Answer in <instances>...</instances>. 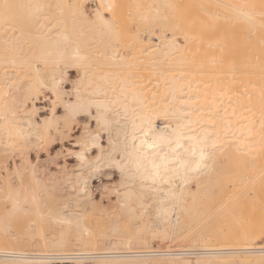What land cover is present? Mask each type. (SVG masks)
Returning <instances> with one entry per match:
<instances>
[{
	"label": "bare ground",
	"instance_id": "1",
	"mask_svg": "<svg viewBox=\"0 0 264 264\" xmlns=\"http://www.w3.org/2000/svg\"><path fill=\"white\" fill-rule=\"evenodd\" d=\"M87 1L96 4L92 12ZM135 1L126 10V0H50L49 7L45 0H21L26 23L15 32L0 11V64L28 69L25 81L16 71L0 78V148L14 156L12 168L7 161L0 166V197L8 203L0 202V264H264V205L260 214L259 205L253 209L256 182L264 178V0ZM128 21H151L169 34H132L133 48L144 55L133 60L108 57L105 45L90 51L102 36L119 37ZM226 42L237 53L224 54L225 62L217 51ZM207 45L219 48L215 53ZM161 60L167 68L157 87L136 79L132 66L158 68ZM222 61L230 75L225 86L217 70L225 71ZM70 67L79 72L75 80ZM235 75L244 76L241 95ZM43 88L53 106L39 120ZM57 104L74 122L88 115L96 125L84 124L77 136V168L47 171L30 151L48 143ZM141 141L155 145L145 146L148 158L137 151ZM248 165L253 173L262 170L261 179L250 171L254 184L233 177L243 188L235 191L233 182L234 196L220 193L226 185L214 180L216 173L226 181L235 167L240 177L247 174ZM110 167L120 178L103 215L112 209L114 216L88 226L92 179ZM193 184L197 194L208 191L206 200ZM215 188L219 198L211 206ZM230 198L237 208L226 204Z\"/></svg>",
	"mask_w": 264,
	"mask_h": 264
},
{
	"label": "rangeland",
	"instance_id": "2",
	"mask_svg": "<svg viewBox=\"0 0 264 264\" xmlns=\"http://www.w3.org/2000/svg\"><path fill=\"white\" fill-rule=\"evenodd\" d=\"M22 2H21V0H0V11L2 13L4 12V13H7L8 14L7 15L8 18H6V20L4 22H6V24L13 25L14 26V29H13L14 32L19 30V26H21L22 24H25L26 23V20L22 17L23 14L21 13L22 16H20L21 14L18 13L21 10V7L22 6H20V5H22L21 4ZM45 2H46V5L49 7L50 0H45ZM128 2H129V4H128ZM135 2H136L135 0H126V2H124V3H126L125 4V9L126 10H129V8L130 9L133 8L135 6ZM142 2L145 3V0H143ZM5 4L9 5V7L8 8H4L3 5H5ZM86 6H87V10L89 12H92V8L94 9L95 6H96V4L94 2L87 1L86 2ZM155 6L157 7V5H155ZM50 8H52V7H50ZM22 10H23V7H22ZM11 12L12 13L14 12V13L12 14ZM20 12H23V11H20ZM107 15H109L110 17H112L110 14H107ZM13 18H15V20L17 19V22H15V23L12 22V19ZM123 23H125V25L128 28L127 29L128 30L127 33H126L127 30L124 31L123 29H121L119 37H115V38L114 37H112V38H109L108 37L107 38V36H102V39H100L101 41L99 43L97 42L98 40L97 41L94 40L97 43V45H96L97 47L95 46V47L91 48L92 50H90V51L91 52H94L95 50L102 48L101 46H104L105 45V50H104L103 53L107 54L108 57H113V56H116V55L119 54V55H123V56L125 55V57H127L128 60L129 59L130 60H133L136 57H139V56L141 57V56H144V55H143V52L142 53L141 52L138 53L139 51L138 52L136 51L138 49L135 48L136 49L135 50L133 48V44H132V41H131V35L132 34H135V33L138 32L139 33V36L142 39H143V37H144V39H146L147 34H155L156 33V34L162 35V33H163V36H167L169 34L166 31V29H167L166 27H160V28H158L159 27L158 25H155L153 27L151 21L143 22L144 24H142V22L140 23V21L139 22L138 21H128L127 23L126 22H123ZM34 24H35V21H34ZM156 26H158V27H156ZM6 27H9V25H6ZM36 28H40V25H37ZM120 28H122V26ZM90 37H92V35L90 36V34H88V36L85 37L87 41L90 39L88 42H92L93 41V39H92L93 37L92 38H90ZM177 38L181 42H183V39L181 37L177 36ZM154 41H158V40L156 38H154ZM227 44H228L227 42L224 43L223 46L221 45V48H219V46L216 45V47L219 48V50H221V51H219V50L217 51L215 49L217 52H221V54H222V55H220L221 58L224 56V54L227 55L228 52H230V53L236 52V49L232 45H230V44L227 45ZM208 46L210 47V45H207V48H208ZM224 46L227 47V50H226V48ZM216 47L213 46V47H211V50H209V48H208V50L209 51H214L212 48H216ZM222 47H223L224 50H222ZM232 49L233 50L235 49V51H233ZM224 52H227V53H224ZM226 55L223 57L224 59H222L225 62L227 60L225 58ZM223 61L221 63V66L223 65V67H225L227 64L224 63ZM158 62L160 63L159 67L161 69H159V67L158 68H155V67L152 68L150 65H148L147 66L148 67L147 69L141 70L139 68V66H136L135 65V66H132V70H133L132 72L133 73L139 72L137 74L138 76H136V79H138V80H144L145 81V84L146 85H149V87L156 86L155 83H156V79L159 78V75H158L159 72L164 71V68H167L166 61H162L161 60V61H158ZM109 68H111V66H109V67L108 66H105V65L103 66V69H109ZM240 68L241 67H239V69H237L238 70V73H241L240 72ZM216 69L217 68H215V70ZM217 70H222L224 76L222 75L221 81L223 79V86H225L224 85L225 82H226L225 80H227V82L229 83V80H228L229 77L228 76H230V75L227 74L228 72H226L228 70V67L227 66L225 67V71L221 67H220V69H217ZM6 71H16L18 74L21 75V81H25L28 78V76H27L28 69L22 63L6 62V63L0 64V78H4V73ZM241 71H242V68H241ZM225 73H226V75H225ZM238 73L236 75L239 76ZM69 74H70V77L69 78L71 80H75L77 78V76L79 75V72L75 68L72 69V67H70ZM241 74L243 75V73H241ZM242 75H240L241 76L240 78L236 76L237 79H238L237 81H239V82H237L236 80L233 81L235 87L236 86L238 87V88H236L237 90H239V89L240 90L241 89L243 90L244 89V83H243V80H244L243 77L244 76H242ZM236 77H235V79H236ZM45 78L47 79V82H49L48 74L47 73H45ZM239 84H241V87H240ZM64 85H65L66 89L71 90V87H72L71 82H66ZM240 90L237 93L239 95H241V92H242V90L241 91ZM48 91L49 90H46L45 88H43L42 89V93L40 94L39 98L36 101V105L38 107L37 118L39 120L42 117H47L51 113L50 110H51V108L53 106L51 99L53 98V96H52L51 91H49V92ZM15 106L17 108H19V109H22L23 108L22 102L15 103ZM56 114L58 115L59 118H58V121L56 122V124L55 125L53 124L50 127V133H49V137L47 139L48 140L47 141L48 143L43 142L42 145H39V147H36L32 151H30V156H31V158H32V160L34 162L35 161L38 162L39 165H40V167L43 168V169H45V170H47V171L50 170L51 168L52 169H54V168H60L62 166H64L65 168H67L69 170H72V169H75V168L78 167L77 166V164H78V157H77V155L75 153L80 150V146H79V144H77V136L81 133L82 126H84V124H87L88 123L89 125H91V127L94 128L95 125H96V122L93 121L94 119H90V117L88 115H84V116L80 117L78 123L74 122V120L67 114L65 108L61 104H57L56 105ZM71 121L73 122L72 123L73 125H71ZM164 123H165V120L164 119H159L158 120V125H163ZM68 130H70V132ZM103 142H104L105 145L107 144L106 135L105 134L103 135ZM36 150H39V151H36ZM96 153H97V150L94 149L91 154H92V156H94ZM11 154L12 153H7V154L5 153L4 154V152L0 148V166L1 167H2V165L4 163H6L4 161H7V164L9 165L10 168L13 167L12 161L14 160V156L11 155ZM262 163H264V162L263 161L261 162V164H260L261 166H262ZM258 164H259V161H257V164L256 165H258ZM249 166L250 165H248L247 168L245 167L247 169V171L251 168V170H249L247 172V174L248 173L249 174H252L253 173V167H251V166H253V165H251L250 167ZM258 168H259V165H258ZM263 168H264V165H263ZM233 169H236V170H234V171L232 170L230 172V174H228V180L226 179V181H224L225 178H223V179H221V178L217 179L222 174V172L216 173V176L214 177V180H217V181L220 180L221 183L224 186L225 185L226 186L224 187L222 185L224 187V188L222 187L224 189V191L221 189L222 190L221 192L219 191L220 188H219V190H218V188H215L213 190V192H215V194H214L215 197L213 199L207 200V202H208L207 204H211V202H212L211 206L214 205L213 203H215V205H216V203L218 202L217 201V198H219L218 197V193L219 192L222 193V194H224V195L226 194L228 197L229 196L232 197V196H234V193H237V192H234V189L233 188L236 189V186H237V189L235 191H237V190L240 191V189L243 188V185L244 184L241 185V183H244V181H241V180H243V177H245V176L250 177V175L249 174L247 175L246 172H244V173L242 172L241 175H243V176L240 177V175H239L240 174V171H239L240 170V167H239V169H237L236 167L233 168ZM246 169H244V170H246ZM250 171H252V173H250ZM261 171H260V173L262 175V172ZM257 173H258V171H257ZM255 174H256V170H255V172L252 175H255ZM258 174H256L255 176L257 177ZM236 175H238V176H236ZM261 175L259 174V177L260 178H258L257 181H259L261 179ZM233 177H235L236 179L239 178L238 180L241 183H239L238 180L233 181ZM119 178H120L119 177V174H118L117 170L114 167H110V168H107V169H102L100 172H98L93 177L92 182H91V190H92L93 198H94V201H95V207H94V211L89 214V216H88L89 219L86 221V223H87L88 226H98V224L102 220L104 222V219H106V217H110L111 219L113 218L114 212H113L112 209L108 210L105 213V215H103L104 214V207L105 206L111 207V204H109V203H111V202H113L115 200V197L112 196L111 194H109V189H111L112 187H114V186H116L118 184ZM250 178L251 179H249V180L251 181L254 178V176H251ZM229 179H230V181H229ZM262 180L264 181V178L263 177H262V179L260 181H262ZM233 182H234V185H235V182H236V185L235 186L232 184ZM237 182L239 184H237ZM249 182H246V183H249ZM259 182H256V183L258 185L261 184L257 188V189H259V188L260 189L258 191L255 189V192H257L256 193L257 195L254 194L255 197H256V200L253 199L254 202H255V203H253V207H254L253 209H254V211L256 210V208H258L257 205H259V206L260 205L261 206L264 205V183H262V182L259 183ZM246 183H245V185H246ZM252 183L254 184V182H252ZM252 183H251V185H253ZM257 184H255V185H257ZM232 185L234 186L233 188H232ZM240 185H241V188H240ZM192 186H193L194 191L195 192L196 191L198 192V190L196 188L197 187L196 184L195 185L193 184ZM1 192H2V187L0 186V194H1ZM197 192H196V194H197ZM205 192L207 193L208 191L201 192L200 194L198 193L199 195L197 194L200 200L201 199L202 200H204V199L206 200L207 199L205 197V195H206ZM230 192H232V194ZM46 196H47L46 198L48 199L49 196L48 195H46ZM201 197H203V198H201ZM231 199L232 198L229 199L230 201L227 200L228 203H226V201H225V203L226 204H230L231 203L230 204V205H232L231 209H233V206H236L237 203H234L235 198L233 200H231ZM0 202L2 203V206L3 207H5V208L8 207V203L5 202L3 199H1V197H0ZM202 205L205 206L204 203H202ZM261 206L256 210V212H258V213L260 212L261 213V210H262ZM237 207H238V205L236 206V208ZM236 208H234V209H236ZM258 213H255V214L258 215ZM181 248H183V247H178L177 249H181ZM67 264H69V263H67Z\"/></svg>",
	"mask_w": 264,
	"mask_h": 264
},
{
	"label": "snow or ice",
	"instance_id": "3",
	"mask_svg": "<svg viewBox=\"0 0 264 264\" xmlns=\"http://www.w3.org/2000/svg\"><path fill=\"white\" fill-rule=\"evenodd\" d=\"M4 8H8L9 5L5 4L3 5ZM145 146L147 148H154L155 145L154 144H147L146 141H141L140 147L139 149H137V151L140 153L141 157L143 158H148V156L150 155L147 151H145ZM192 155H195V148L192 149ZM201 158H202V154H201Z\"/></svg>",
	"mask_w": 264,
	"mask_h": 264
},
{
	"label": "built area",
	"instance_id": "4",
	"mask_svg": "<svg viewBox=\"0 0 264 264\" xmlns=\"http://www.w3.org/2000/svg\"><path fill=\"white\" fill-rule=\"evenodd\" d=\"M51 264H67V262H58V261H55V262H53Z\"/></svg>",
	"mask_w": 264,
	"mask_h": 264
}]
</instances>
